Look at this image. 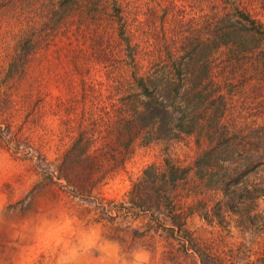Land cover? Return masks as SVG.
Wrapping results in <instances>:
<instances>
[{
  "label": "rangeland",
  "instance_id": "rangeland-1",
  "mask_svg": "<svg viewBox=\"0 0 264 264\" xmlns=\"http://www.w3.org/2000/svg\"><path fill=\"white\" fill-rule=\"evenodd\" d=\"M80 1L82 15L57 17L53 30L41 24L46 0L20 4L41 37L18 77L7 68L19 38L13 6L0 0V264H264V227L256 229L264 198L224 203L223 169L198 172L195 164L215 122L227 126L225 137L234 143L227 156L264 153V40L249 43L248 51L211 50L204 84L190 79L183 97L186 117L203 127L176 136L173 122L154 107L143 122L133 118L148 99L129 102L130 68L112 31L111 0H101L98 11ZM131 1L143 30L161 37L167 24L154 0ZM246 3L261 18L257 1ZM174 6L171 37H204V9L190 0H174ZM75 137L86 139V147L58 173ZM167 163L183 177L160 195L159 186L140 180L147 166L162 171ZM248 181L264 183V166ZM161 196L182 213L186 248L195 247L200 259L161 228L170 226Z\"/></svg>",
  "mask_w": 264,
  "mask_h": 264
},
{
  "label": "trees",
  "instance_id": "trees-1",
  "mask_svg": "<svg viewBox=\"0 0 264 264\" xmlns=\"http://www.w3.org/2000/svg\"><path fill=\"white\" fill-rule=\"evenodd\" d=\"M46 1L48 5L45 7V11H41L43 18L41 24L49 25L50 30L55 28V21L59 16L66 20L82 15L80 0ZM86 1L97 11L102 8L101 0ZM256 1L261 18L251 15L246 0H190L194 9H204L203 22L206 29L202 39H195L194 42H191L190 40H174L171 37L173 36L172 23L178 18L175 17L177 10L174 0H154V8H160L162 25L167 24L166 28L161 27V37L157 32L150 35L149 31L143 30L142 13L136 9L131 0H111L109 19L112 21V31L119 43L123 45V50L126 51L128 61L126 64L130 68L127 82L128 86L132 87L129 94L133 96L129 102L131 104L134 98L138 97L148 99V102L144 103L143 109L135 111L133 118L143 122L142 120L150 113L149 109L154 107L160 115L165 114L161 116H167L166 118L173 122V126H175L172 130L173 135L188 134L197 126L203 127V124L195 123L194 119L186 117L187 108H189L187 101L183 100L188 91L186 86L190 79H194L198 87L204 84L208 77L209 62L207 58L213 48L231 45L229 47L233 46L242 52L250 50L252 47L248 45L249 43L253 44L254 40L258 38L264 40V0ZM11 3L14 12L12 19L17 27L19 38L16 40L14 52L7 63V68L13 70L19 77L29 54L35 51V44L39 43L38 39L41 35L34 34L35 30L32 25L35 19L27 17L24 13L26 10L20 5L23 3L22 5L25 6L26 0H11ZM132 12L136 15L130 16ZM101 54V48H98V56ZM83 93H85V88ZM198 93L200 92L198 91ZM73 100L74 98L69 101L70 112L74 111L75 101ZM149 101L153 106L148 104ZM31 112L33 115V111H26L29 115ZM160 115L157 118L158 121L161 120ZM152 124H155V119ZM214 126H212L211 133L213 136L208 133L210 137L208 148L195 161L198 172L200 170L210 171L215 167L220 170L222 168L223 177L220 179V189L224 203L256 204L264 198V183L259 184L248 181V179L249 175L255 174L256 170L264 166V153H250L238 157L227 156L226 152L234 145L230 138L225 137L227 126L219 125L217 122ZM85 141L80 137L71 140V145L63 152V161L55 167L58 173H61L67 165L72 166L79 160L78 154H81L86 147ZM245 144L248 143L245 142ZM205 164H207L206 167H204ZM227 168L228 171H226ZM150 170H153L151 174ZM143 174V180L140 181L150 180L155 187H160V195H163V191H161L163 186L174 183L176 179L183 177V170L167 163L162 171L156 170L151 165L147 166ZM161 198H163L161 202H164L162 205L167 208V217L170 221L169 227L161 225V228L168 230L170 236L175 233L176 240L182 246L185 254L189 249L196 253L200 259V252L195 247L188 245L186 248V239L182 237L184 232L182 213L170 208V199L167 196H161ZM261 227H264V219L256 229ZM200 264L203 262L200 261Z\"/></svg>",
  "mask_w": 264,
  "mask_h": 264
}]
</instances>
